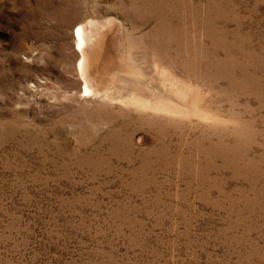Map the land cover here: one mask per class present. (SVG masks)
<instances>
[{
	"label": "rangeland",
	"instance_id": "1",
	"mask_svg": "<svg viewBox=\"0 0 264 264\" xmlns=\"http://www.w3.org/2000/svg\"><path fill=\"white\" fill-rule=\"evenodd\" d=\"M0 264H264V0H0Z\"/></svg>",
	"mask_w": 264,
	"mask_h": 264
},
{
	"label": "bare ground",
	"instance_id": "2",
	"mask_svg": "<svg viewBox=\"0 0 264 264\" xmlns=\"http://www.w3.org/2000/svg\"><path fill=\"white\" fill-rule=\"evenodd\" d=\"M74 37L76 38V46L80 51L78 69L81 72L80 75H82V81L84 82L83 90L84 93H88V91L91 90L89 86L91 85L93 79L92 71L94 70V66L99 58L102 42L99 35L91 36L89 33L85 32L82 25L77 26L74 31ZM93 88L95 89V87Z\"/></svg>",
	"mask_w": 264,
	"mask_h": 264
}]
</instances>
